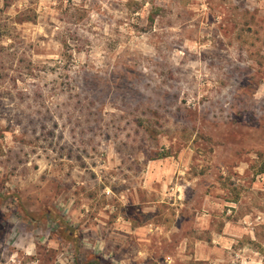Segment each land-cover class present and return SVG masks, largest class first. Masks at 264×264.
<instances>
[{
    "label": "rangeland",
    "instance_id": "1",
    "mask_svg": "<svg viewBox=\"0 0 264 264\" xmlns=\"http://www.w3.org/2000/svg\"><path fill=\"white\" fill-rule=\"evenodd\" d=\"M262 164L264 0H0V264H264Z\"/></svg>",
    "mask_w": 264,
    "mask_h": 264
},
{
    "label": "trees",
    "instance_id": "2",
    "mask_svg": "<svg viewBox=\"0 0 264 264\" xmlns=\"http://www.w3.org/2000/svg\"><path fill=\"white\" fill-rule=\"evenodd\" d=\"M150 21H153V18H150ZM258 174L264 175V164L259 166ZM54 224L57 225L58 231H62V235L65 240H69V242L75 243L74 238L77 237V231L70 227L68 224H66L63 217L60 215L58 211L54 207H45V210L41 213V215H38ZM263 251V249H260V252ZM98 261V260H97ZM96 261V262H97ZM99 263V261H98Z\"/></svg>",
    "mask_w": 264,
    "mask_h": 264
},
{
    "label": "crops",
    "instance_id": "3",
    "mask_svg": "<svg viewBox=\"0 0 264 264\" xmlns=\"http://www.w3.org/2000/svg\"><path fill=\"white\" fill-rule=\"evenodd\" d=\"M136 231V230H135Z\"/></svg>",
    "mask_w": 264,
    "mask_h": 264
}]
</instances>
